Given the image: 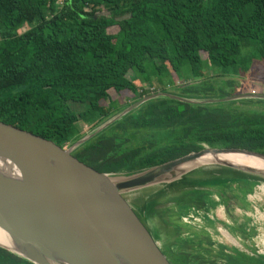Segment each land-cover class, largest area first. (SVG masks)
Listing matches in <instances>:
<instances>
[{
    "label": "trees",
    "instance_id": "16d2710c",
    "mask_svg": "<svg viewBox=\"0 0 264 264\" xmlns=\"http://www.w3.org/2000/svg\"><path fill=\"white\" fill-rule=\"evenodd\" d=\"M23 24L28 28L21 31ZM255 61L264 66V0H0V121L61 148L86 133L79 124L93 129L148 94L231 95L215 87L233 85L230 77L239 71L249 75ZM124 91L133 94L126 103L117 97ZM253 100L153 98L72 156L100 171L122 172L207 146L264 153V111L238 104ZM208 183L219 189L184 191L164 210L149 203L143 221L173 264H255V254L212 239L204 224L216 222L217 205L230 213L239 194L260 180ZM189 213L204 224L183 221ZM238 228L249 236L247 229L256 226L229 227ZM0 264L36 263L0 246Z\"/></svg>",
    "mask_w": 264,
    "mask_h": 264
},
{
    "label": "water",
    "instance_id": "95a60500",
    "mask_svg": "<svg viewBox=\"0 0 264 264\" xmlns=\"http://www.w3.org/2000/svg\"><path fill=\"white\" fill-rule=\"evenodd\" d=\"M157 97L205 104L264 99V94L206 98L171 92L148 94L63 148L0 121V231L8 240L0 246L36 264H173L137 208L125 197L127 192L157 183L171 185L190 171L185 170L188 166L205 162L238 173L236 178L260 180L262 184L263 170L217 158L220 154L243 153L264 159V153L241 147L207 146L154 166L122 172L100 171L72 156L86 141ZM205 156L212 158L201 161ZM215 179L221 177L200 181L195 188L215 189L208 183ZM224 236L245 251L231 234L226 232Z\"/></svg>",
    "mask_w": 264,
    "mask_h": 264
},
{
    "label": "rangeland",
    "instance_id": "374dc122",
    "mask_svg": "<svg viewBox=\"0 0 264 264\" xmlns=\"http://www.w3.org/2000/svg\"><path fill=\"white\" fill-rule=\"evenodd\" d=\"M28 28V25L23 24L22 28L20 29L22 30H26ZM111 31L115 32L116 31V27H112ZM251 71L249 75H245L242 72H237L235 74H233L230 78H233L235 80V83L233 85H227L226 82L225 84H220L219 86L215 87L216 90L215 92H218L219 89H225L226 91H232L233 94H250V93H256V94H264V66L259 65V63H257V61H255L252 66L250 67ZM221 72H223V69H219ZM211 72V69H210ZM229 74V73H228ZM231 75V74H229ZM172 76H174V74H172ZM172 76L169 77V80L172 79ZM227 75H225L226 77ZM172 90H174L172 88ZM132 93L131 92H121L120 94H117L118 99L120 100V102H128L130 101L131 97H132ZM255 100H253L251 103H241L238 102L239 106H241L244 109H253V110H258V111H264V103L262 102H258L256 100V98H253ZM74 108H83L80 105L74 104ZM80 128L82 129L83 132H86L89 128L87 124H79ZM69 146V145H67ZM185 170H190L189 172L185 173L183 175V177L179 178L176 182H182L185 183L187 186L192 187L195 186L196 183H200L201 180H203L206 177H221V178H228V177H232V176H237L238 173L233 172L232 170L221 166V165H217L215 162H205V163H198V164H194V165H190L187 167V169ZM239 176V175H238ZM264 180V178H263ZM182 183V184H183ZM172 184V183H171ZM168 186L169 188H174V190L177 188L176 186H172V185H161V183H157L154 184L153 186H148L142 190H140V192H145L147 193L146 196L143 197V199H148L151 198L153 199L151 201L153 206L158 207L157 205L159 204L157 200L161 201V198L163 197L161 195V187H165ZM172 186V187H170ZM258 188L256 186V191L258 192V197L256 199L257 202V206L259 209V214H257V221L259 223L258 225V230L259 232H257V234L262 233L264 230V181L262 182V184L259 185ZM263 189V190H262ZM172 190V189H169ZM261 191V192H260ZM135 192H127L125 194V197L131 202H136L135 200ZM159 201V202H160ZM138 204V203H137ZM161 205V202H160ZM220 212H217V214H219ZM223 214V213H222ZM188 218V220H186ZM203 220V219H202ZM231 219L228 217V221H230ZM183 221L185 222H192V220L190 219V217L188 215H185L183 217ZM198 222V220L196 221ZM195 226L198 225V227L201 225V223H194ZM225 231V230H224ZM221 240L230 244L228 240L224 239L221 237ZM241 243V242H240ZM249 245L254 246V241L250 240ZM247 247V246H246Z\"/></svg>",
    "mask_w": 264,
    "mask_h": 264
},
{
    "label": "crops",
    "instance_id": "0c3cea01",
    "mask_svg": "<svg viewBox=\"0 0 264 264\" xmlns=\"http://www.w3.org/2000/svg\"><path fill=\"white\" fill-rule=\"evenodd\" d=\"M210 178H212V177H206L201 181L208 180ZM182 183H183V181L182 182L181 181L175 182V183L171 184L172 186L177 187L175 190H174V188H169L168 186H165L163 188L161 187V195L163 197L161 198V201L157 200L159 203L157 206L159 208L161 207V210H164L169 206L173 207L176 204H178L179 203L177 200L178 195L182 194L184 191L195 189V187L197 185V183H196L195 186H192L189 188V186H187L185 183H183V184ZM172 186H170V187H172ZM256 186L258 188H260L259 184ZM256 186L252 192H249L246 195H243V193L239 194L241 199H236V202L235 203L233 202L231 204L230 213H229L228 208L226 206H224L223 204L217 205V207H215L213 209L212 214L216 215L217 220L213 224V226L205 223L204 227L211 233V235L213 236L214 239H217L219 242H223V243L227 244L228 246H234L232 244H228V243L222 241L221 237L227 240V237L224 236V233L228 232L235 239H237L235 231H238V229H235V230L232 229V231H230L229 227L234 226L233 225L234 223H235V225L236 224L239 225L240 223L244 222L245 217H249L251 219L252 215L257 216V214H259V209H258L257 202H256V199L258 197V194H257L258 192L256 191ZM169 189H172V190H169ZM198 189H201V188H197V190ZM216 189H219V188L215 187V189H213V190H216ZM135 193L136 194H135V200L134 201L138 200L137 201L138 204L136 202H133L132 204L137 208V210L141 214L146 210L147 205L149 203H151V201L153 199H151V198L143 199V197L147 195V193H145V192L143 193V192L137 191ZM213 195L217 201L220 199V196L216 193V191H214ZM164 200H166V201H164ZM159 201L161 202V205H160ZM219 202H220V200H219ZM217 212H220V213L217 214ZM228 217L231 219L230 221H228ZM231 223H233V224H231ZM252 223L256 224L257 227L259 225L257 218H255ZM240 244L243 247H245V245H243V243H240Z\"/></svg>",
    "mask_w": 264,
    "mask_h": 264
},
{
    "label": "flooded vegetation",
    "instance_id": "af4514ba",
    "mask_svg": "<svg viewBox=\"0 0 264 264\" xmlns=\"http://www.w3.org/2000/svg\"><path fill=\"white\" fill-rule=\"evenodd\" d=\"M234 185H233V187H235V189H236L237 186H236V184H234ZM198 213H199V211H198ZM188 216L192 220L193 224L194 223H201V225L204 224V220H202V217L199 214L196 215V214L189 213ZM196 218H198V219H196ZM255 218H257V216H255V215H252L251 219L249 217H245V221L252 223ZM197 220H198V222H196ZM231 224H233V223H231ZM233 225H235V223ZM254 225L256 226V228H248L247 229V231L250 232V234L248 233L249 236H247L243 232V230H240V228H238V231H235V234L237 236L236 240L238 242L243 243V245H245L244 249L247 253L255 254V258H256L255 264H264V230H262L263 231L262 233L257 234V232H259V230H258L257 225L256 224H254ZM252 230H254V231H252ZM212 239H214L213 236H212ZM214 240H217V239H214ZM250 240L254 241V246L249 245L248 242Z\"/></svg>",
    "mask_w": 264,
    "mask_h": 264
},
{
    "label": "bare ground",
    "instance_id": "6f19581e",
    "mask_svg": "<svg viewBox=\"0 0 264 264\" xmlns=\"http://www.w3.org/2000/svg\"><path fill=\"white\" fill-rule=\"evenodd\" d=\"M210 158L212 157L205 156V158L202 159L201 161L206 160V159L210 160ZM217 158L221 160H226L228 162H233L235 164L242 165V166L254 167V168L264 171V159L257 157V156H251V155H247L243 153H227V154H220V156H218ZM190 196L193 197L194 195H190ZM191 198H187V199H191ZM0 242L4 244H8V240L5 238V236L3 235L1 231H0Z\"/></svg>",
    "mask_w": 264,
    "mask_h": 264
},
{
    "label": "built area",
    "instance_id": "2783aa9c",
    "mask_svg": "<svg viewBox=\"0 0 264 264\" xmlns=\"http://www.w3.org/2000/svg\"><path fill=\"white\" fill-rule=\"evenodd\" d=\"M196 219H198V218H196ZM186 220H188V218Z\"/></svg>",
    "mask_w": 264,
    "mask_h": 264
}]
</instances>
